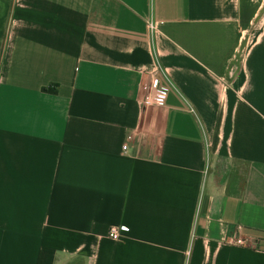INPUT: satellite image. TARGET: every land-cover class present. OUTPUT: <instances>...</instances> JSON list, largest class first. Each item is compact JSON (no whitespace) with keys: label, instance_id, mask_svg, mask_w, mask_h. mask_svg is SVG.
Masks as SVG:
<instances>
[{"label":"crops","instance_id":"crops-1","mask_svg":"<svg viewBox=\"0 0 264 264\" xmlns=\"http://www.w3.org/2000/svg\"><path fill=\"white\" fill-rule=\"evenodd\" d=\"M0 264H264V0H0Z\"/></svg>","mask_w":264,"mask_h":264},{"label":"built area","instance_id":"built-area-1","mask_svg":"<svg viewBox=\"0 0 264 264\" xmlns=\"http://www.w3.org/2000/svg\"><path fill=\"white\" fill-rule=\"evenodd\" d=\"M148 28L149 29H153L154 25L152 23L148 24ZM166 78L163 74H154L149 86L147 88V95L144 98V100L142 101V104L144 106H154V105H158L161 104L167 95V91H168V80L167 83L166 82ZM126 148V145H123V149ZM125 229L124 226L120 225V226H111L108 229V236L110 239L114 240V241H118V242H123L124 241V236L121 235V231H123ZM233 243L237 244V245H244L247 240L243 239V238H237L234 241H232Z\"/></svg>","mask_w":264,"mask_h":264},{"label":"trees","instance_id":"trees-1","mask_svg":"<svg viewBox=\"0 0 264 264\" xmlns=\"http://www.w3.org/2000/svg\"><path fill=\"white\" fill-rule=\"evenodd\" d=\"M55 91V90H54Z\"/></svg>","mask_w":264,"mask_h":264}]
</instances>
